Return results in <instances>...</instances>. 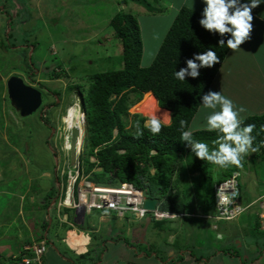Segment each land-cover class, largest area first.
Masks as SVG:
<instances>
[{
    "label": "rangeland",
    "instance_id": "374dc122",
    "mask_svg": "<svg viewBox=\"0 0 264 264\" xmlns=\"http://www.w3.org/2000/svg\"><path fill=\"white\" fill-rule=\"evenodd\" d=\"M159 6H163V3L151 0H0V189L23 191L27 188L28 192L32 189L31 193L37 187L49 189L44 205L51 209V218L54 217V202L49 204V196L58 192V186L62 187L64 179L55 170L67 172L64 161L68 159L69 147L61 116L68 105H81L82 95L87 92L86 79L89 76L122 68L121 41L114 36L110 24L117 12L132 15L140 22V65L148 67L152 63L176 16L173 14V10H176L174 7H168L163 13L153 16L150 10L156 11ZM137 14L140 15L139 18ZM256 45L249 44L250 50L246 55L244 52L238 58L234 53L230 55L226 63H222L209 87L229 97L237 107L242 106L245 109L240 113L242 120L264 113V48H261L257 55L258 60L254 63L251 56L255 53L250 51L257 52ZM64 70L68 76L43 78ZM30 71L35 73V82L26 77ZM13 75L21 77L25 84L36 88L42 94V105L32 115L21 117L9 102L6 81ZM39 82L46 85L45 89L38 85ZM146 98H153L158 107L152 95L144 100ZM142 102L129 108L130 116L126 120V128L132 123L133 114H141L146 119L151 117V111L140 107ZM210 111L204 109L201 103L191 120L189 131L207 130L205 116ZM159 120L164 124L169 123V119ZM84 153L86 157L83 156ZM253 153L250 149L241 157L244 162L241 163L237 178L240 187L237 203L244 205L251 200L250 208L246 207L247 209L229 218L218 219L219 214L213 208L205 213L201 210L203 179L197 173L192 176L187 172L177 171L171 176L166 191L168 195H164L161 200L169 205H181L183 209L177 216L172 219L164 217L160 224L155 222L158 233L150 231L149 228L144 231L146 223L152 221L149 213H146L143 223L132 219L137 218L135 216H127L130 221H136L135 223H129L125 218H109L112 232L109 235L111 238L107 239L110 242H105V247L104 243L95 246L91 242L90 251H108L106 258L115 264H150L154 260L152 253L158 259L156 264H173L169 259L171 255L178 261L184 259L183 264H189V254L197 259L196 255L200 253L208 256L217 250L223 253V260L224 257L230 259L232 264H253L257 256H261L259 264H264V163L258 166L251 162L249 157ZM88 155V149L83 148L80 157L83 168H88L86 158L90 162L93 160ZM137 157L136 163L142 168L146 167L150 156L145 159L143 155ZM221 169L219 165L212 168L214 181L221 178ZM154 172L155 169L151 168L150 174ZM57 175L60 181L58 183ZM142 188L146 191L144 185ZM15 204L13 201L9 206ZM11 211V208L5 210L4 217H12L14 212L12 214ZM96 211L100 210L86 213L84 222L95 221L96 214L107 215L106 212H109ZM187 212H192L188 213L189 216L198 214V217L186 218ZM68 214L70 217L71 214ZM244 214L250 216L245 217ZM255 222L259 223V227H255V230L254 227L247 228V224L253 225ZM142 229L144 237L149 240L147 244L139 243ZM126 231L130 232L128 236H125ZM51 232L56 236L54 223ZM246 236L258 240V243L255 252L252 246L249 248L253 252L243 261L245 244L234 242L246 243ZM211 241L219 243L221 250L213 247L214 250L208 251L210 246L207 249L202 247L206 242L210 245ZM149 244H152L151 250ZM144 255L152 256L151 261H145ZM98 261L99 259H95L94 264Z\"/></svg>",
    "mask_w": 264,
    "mask_h": 264
},
{
    "label": "trees",
    "instance_id": "16d2710c",
    "mask_svg": "<svg viewBox=\"0 0 264 264\" xmlns=\"http://www.w3.org/2000/svg\"><path fill=\"white\" fill-rule=\"evenodd\" d=\"M200 15L201 13L187 6H181L148 67L140 65L142 40L137 19L119 11L110 20L114 36L122 45V68L89 76L86 79L87 92L81 99L86 123L82 150L88 149V157L93 158L91 162L86 158L88 168H83L82 163L81 168L84 175L95 184L118 185L121 182H128L138 189H143L144 185L147 195L162 200L164 195H168L166 191L174 173L177 171L187 172L189 175L197 173L204 184L201 210L207 213L213 208L215 211L213 190L215 178L212 168L216 164L195 157L190 148L186 147V142L181 139V133L189 131L191 120L201 104V95L208 91L229 51L226 43L224 45L218 43L217 35L200 26ZM208 49L215 51L219 57L217 64L211 68H201L198 78L188 77L183 81L175 78L174 72L186 66V59L191 58L193 53ZM31 71L26 77L35 82V73ZM53 76L59 78L68 74L64 70L43 78ZM38 85L43 89L46 87L42 82ZM149 94L155 97L160 108L169 112V123L161 122V131L153 134L144 127L146 118L141 114H133L132 123L126 128V120L130 116L129 108L142 102L145 95ZM182 120L186 121L183 128L180 126ZM242 121L241 126H254L251 133L255 138L252 148L256 151L249 160L259 166L264 163V113L247 117ZM191 133L193 139L206 142L210 150L215 147L213 141L220 135L217 131L208 130ZM139 155H143L144 159L150 156L149 161L145 162L146 167L142 168L136 163L135 158ZM83 156L86 157V154ZM242 162L244 161L241 158L239 165L230 164L222 168L219 173L220 179L228 178L233 172L239 171ZM94 168L95 170H92ZM151 168L155 169L154 174H150ZM250 203L251 200L241 206L250 208ZM159 207L177 213L183 209L181 205L177 207L166 202H162ZM252 227H259V223L255 222ZM26 256L35 258L33 251L28 252ZM201 259L203 258L197 257V261ZM19 261L20 259L15 261V264ZM0 264L4 262L1 261Z\"/></svg>",
    "mask_w": 264,
    "mask_h": 264
},
{
    "label": "crops",
    "instance_id": "0c3cea01",
    "mask_svg": "<svg viewBox=\"0 0 264 264\" xmlns=\"http://www.w3.org/2000/svg\"><path fill=\"white\" fill-rule=\"evenodd\" d=\"M151 1L152 2L159 1V2L163 3V6H165V7L159 6L158 9H156V11L150 10L154 14L153 16H155L156 13H158V14L163 13L164 10L168 7L169 8L174 7L176 9V10H173V14H176V11H178V9L181 6H187V7L191 8V9H193L199 13H201V11L203 9L202 0H177V1H175V0H151ZM136 16H138V18H139L140 15L137 14ZM252 16H253V20H252L253 28H252V31L250 33V38L241 44V48H238L237 50L229 49V51H228V53H227V55L223 61V65L226 63L227 59L233 53L236 55V58L240 57L241 54H243V52L246 55L247 51L250 50V49H248L249 44H250V46H252V45L254 46L255 44H257L256 48L258 51L257 52L250 51V52L255 53V55L251 56V59L254 61V63L256 60H258L257 55L261 51V48H264V4H261L258 7L252 9ZM139 25H140V22H139ZM242 45H243V47H242ZM245 55H243V56H245ZM255 65H257V64H255ZM151 95L152 94L145 95V97H148ZM163 111L165 112L166 116L168 117L169 112L165 109H163ZM193 130H196V129H193ZM33 190H34V193H31L32 189H30L28 192L27 188L23 191H9V190H5V189H3V190L0 189V201L4 202L3 205H2V202H0V217L2 218V221H0V262L3 261L4 264H15V261H18L20 259L18 264H22V262H21L22 259L28 257V256H26V254L28 252L32 253V251H29V249L32 250L31 246L44 244L45 251L43 252L41 259H40L41 264H94L95 259H99L97 264H115L112 262V260L106 258V255H107L106 253L108 251L105 250V252H103V253H100V252L95 253L93 251H90L89 247L91 245V242L95 246H98V245H101L104 243V247H105V242H110L107 239V238H109V239L111 238V237H109V235L112 232L111 231V223L109 221V218L113 219V218L118 217V216H116L115 214H113L111 212H106V213H108L107 215L100 213V214H96L94 216L96 222L94 220H92L93 223L91 221L86 223V222H84L86 219V215H85L83 223L76 224L74 222V215H73V212L71 210H65L63 212L57 211L56 206L54 205V207H55L54 208V211H55L54 217L51 218V214H52L51 209L48 208V206L45 207V205H44L45 204L44 203L45 198L49 195V192H50L49 189L46 190V189H42V188L37 187ZM59 192H57V193L54 192L52 196H49V204H51V202L56 198V196ZM259 192H261V191H259ZM258 193H257V195L259 196ZM13 201H15L16 204L14 206H12V205L9 206V204H12ZM41 205L43 207H41ZM10 208L12 210L11 211L12 214H13V212H14V214L12 217L5 218L4 217V211L10 210ZM187 211H189V210H187ZM96 212H103V211H96ZM68 213L71 214L70 217H69ZM188 213L190 214L192 212H187L186 215H188ZM58 214H62V215L67 214V216H68L67 217V223L70 222V223H73V225H70L69 223L59 225L58 218H57ZM111 214H113V216ZM125 216L126 217H120L119 216L118 220L125 218L126 221L129 223H135L136 221L143 223V220H144V218L141 220L138 218H132V219H138V220L130 221V217H134V215L125 214ZM127 216H130V217L128 218ZM244 216L247 217L250 215L244 214ZM195 217H198V214L197 215L195 214L194 216L188 215L186 218L192 219ZM15 220H19V221L14 222ZM262 221H264V220H262ZM53 223L55 224L56 236H54L53 233L51 232V226ZM85 224L88 227L87 226L85 227L84 226ZM155 224L156 223L154 221H151L150 223L147 222L146 225L143 227L144 231L146 228H149L150 231L153 230L154 232L156 231V233H158L157 232L158 227L156 226L157 224L156 225ZM92 225H93V227H92ZM188 225L189 224L187 223V226ZM251 225L252 224H247V228H249V227L251 228L252 227ZM150 227H152V228H150ZM128 228H130V227H128ZM67 230H69L68 233L71 230H73L68 237V243H67V239H66V241L63 240V235L65 236V238H67L68 233L64 234V232H67ZM254 230H255V228H254ZM144 231L142 229V232L139 233V235H141L140 236L141 242H139V243L147 244L149 240L144 237V233H143ZM125 233H126V235L125 234L124 235L128 236L130 232L126 231ZM254 233H257V232L254 231ZM49 234H50V236H49ZM80 234L83 235V236L82 235L81 236H82L85 244H84L82 249H80L81 247H79L77 249L74 245L75 240L72 238V236L73 235L80 236ZM98 234H100V235L98 236ZM246 238H247L245 240L246 243L245 242H243V243L236 242L235 243L233 241L234 244H238V243L241 245L245 244L244 245L245 252L243 253V259H244L243 261H245V259L246 260L248 259L249 253L256 251L255 246L257 247V243H258V240H255L254 238H252L250 236H246ZM185 240L187 241V239H185ZM187 244H188V241H187ZM213 244H215V245H213ZM151 246H152V244H149V250H151ZM251 246L254 248V250L252 252L249 249ZM202 247L207 249L209 247V245L207 246V242H206V243H204V246H202ZM210 247H209L210 249L208 251L212 250L213 247H215V248L218 247V249L221 250L220 244L216 243L214 241H211ZM173 250H171L170 252H173ZM150 252H153V251H150ZM212 252H210V253H212ZM216 252L217 253L213 252L214 254L212 253L208 256H207V254L200 253L199 255H196V256L202 257L203 259L198 260V261L196 258L194 259L195 256L192 257L193 255L189 254V256L187 257V260H188L189 264H223V261L225 262V264H232L230 259H225V257H224V260H223V253L222 252H220L218 250ZM183 253H184V251H183ZM186 254H188V253H186ZM152 256L154 257V260H153V262H150V264H154V263L156 264V261L158 262V259H156L157 257H155V255L153 253H152ZM152 256L144 255V258H145L144 260L145 261H151L150 259L152 258ZM260 258H261V256H257V258H256L257 260L253 264H259ZM169 259H170V261L173 262V264H183V261H184V259L178 261V259H176L172 255ZM174 260H177L178 262H176ZM244 264H245V262H244ZM249 264H252V263H249Z\"/></svg>",
    "mask_w": 264,
    "mask_h": 264
},
{
    "label": "clouds",
    "instance_id": "9594fccd",
    "mask_svg": "<svg viewBox=\"0 0 264 264\" xmlns=\"http://www.w3.org/2000/svg\"><path fill=\"white\" fill-rule=\"evenodd\" d=\"M202 3L203 9L199 19L200 26L213 35H217L219 37L218 43L220 45H224L226 43L229 49L235 50L240 48L241 44L250 38V33L253 28L252 9L264 4V0H202ZM218 62L219 57L212 49L196 52L193 53L191 58L186 59V66L181 67L179 70L174 72V76L180 81H183L188 77L195 79L200 76L201 68H211ZM200 100L204 109L211 110L205 116L207 130L217 131L220 134L218 135L217 139L213 141L215 147L210 150L209 145L206 142L193 139L191 131H183L181 133L182 141L186 142V147H189L191 153H194L195 157L201 160H207L213 164L219 165L222 168L227 167L230 164L239 165L242 154L247 153L250 149L252 151H256V149L252 148V143L255 138L251 135V133L254 126H241L243 121L240 113L245 111V109L242 106L237 107L229 97L223 95L221 92L213 91L211 89H209L207 92H204L201 95ZM78 107L80 109L81 115H84L82 106L78 105ZM185 124L186 121H180L181 128H183ZM144 127L149 129L153 134H158L161 131L162 125L156 116H151L145 120ZM66 136L67 138L65 140L68 141L69 147L67 149L68 159L64 161V165L67 168V172H64L63 170L60 171L58 169L55 170L57 171V174L59 172L62 179H64V181L62 180L64 185L66 184L68 170L74 168L77 165H79V170L81 171L82 175L85 176L83 173V168H81V162L79 160L83 139L81 145L77 148L75 164L70 165V131L69 133H66ZM235 172L239 173V171ZM56 179V182L58 183V175ZM221 180H223V178L217 179L214 181L213 185ZM138 190L142 191L143 199L145 196H150L146 194L145 190ZM56 198H58V194ZM56 198L53 201H56ZM221 200L225 201L227 200V197H221ZM161 203L162 201L159 199V205H157L156 209L153 211L145 209L146 213L151 215L152 221H162V219H153L152 212L157 210L168 213L169 215H174V217L178 215L177 212L160 209L159 206ZM143 218H145V216ZM166 218L170 219L168 217ZM65 233L66 232H64V234ZM24 259H22V264H26L23 262Z\"/></svg>",
    "mask_w": 264,
    "mask_h": 264
},
{
    "label": "built area",
    "instance_id": "2783aa9c",
    "mask_svg": "<svg viewBox=\"0 0 264 264\" xmlns=\"http://www.w3.org/2000/svg\"><path fill=\"white\" fill-rule=\"evenodd\" d=\"M239 173L233 172L228 178L216 182L213 185L215 195V211L221 217H233L235 213L244 210L237 204L239 198ZM58 198L53 201L56 210H71L74 215V222L81 224L84 221L85 214L91 210H104L114 213L116 216L123 217L125 214L134 215L138 219L145 216V209L142 208L143 193L136 189L132 184L122 182L118 185H100L88 180L87 175L83 176L79 170V165L68 170L66 184L62 183L59 188ZM221 197H227L222 201ZM165 212L160 210L152 212L154 220H161L166 216L158 217ZM67 214H58L59 225L67 223ZM68 233V231L66 232ZM63 240L66 241L63 235ZM35 258H26L23 260L26 264H40V256L45 251L44 244L31 246Z\"/></svg>",
    "mask_w": 264,
    "mask_h": 264
},
{
    "label": "water",
    "instance_id": "95a60500",
    "mask_svg": "<svg viewBox=\"0 0 264 264\" xmlns=\"http://www.w3.org/2000/svg\"><path fill=\"white\" fill-rule=\"evenodd\" d=\"M7 96L11 106L21 116L27 117L35 113L42 105V94L36 88L25 84L19 76L13 75L6 81ZM85 122L84 115H81ZM81 140V131L79 127L73 126L70 129V165L75 164L77 148ZM159 205V198L153 196H145L142 207L147 210H155Z\"/></svg>",
    "mask_w": 264,
    "mask_h": 264
},
{
    "label": "bare ground",
    "instance_id": "6f19581e",
    "mask_svg": "<svg viewBox=\"0 0 264 264\" xmlns=\"http://www.w3.org/2000/svg\"><path fill=\"white\" fill-rule=\"evenodd\" d=\"M78 101V100H77ZM79 105V104H78ZM78 105H68L66 108H65V111L63 113V115L61 116V122L64 124L65 128H66V133L70 131V129L73 127V126H77L79 127L80 131H81V140L79 142V145H81V142H82V139H83V136L85 134V130H86V123L83 121V118L81 116V112H80V109L78 107ZM140 107L143 109V110H149L152 112V115L151 116H156L158 119H164L165 120H168L169 118L166 116L165 112L161 109H159L155 103V101L153 100V98H146L144 100V102H142V104L140 105ZM140 111V110H139ZM160 216H166L168 218H173L174 215H169L168 213L166 214H163V215H160L158 214V217ZM73 230H71L68 234H67V243H68V237L70 235V233L72 232ZM75 232V231H74ZM76 233V232H75ZM82 234H80V236H75L73 235L72 238L75 240L74 241V245L75 247L79 248V247H83L85 242L81 236Z\"/></svg>",
    "mask_w": 264,
    "mask_h": 264
}]
</instances>
